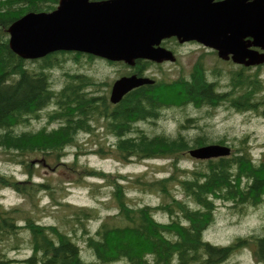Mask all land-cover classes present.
<instances>
[{
	"label": "trees",
	"instance_id": "trees-1",
	"mask_svg": "<svg viewBox=\"0 0 264 264\" xmlns=\"http://www.w3.org/2000/svg\"><path fill=\"white\" fill-rule=\"evenodd\" d=\"M57 3L0 0V148L9 159L30 165L26 160L29 153L57 158L69 145L78 144L79 134L100 126L110 134V145L121 157H170L172 165L157 178L144 174L132 178L143 191H155L161 197L157 203L132 202L125 184L107 177L113 185L116 211L100 219L94 229L89 221L98 211L93 207L76 205L56 222L25 215L20 223L16 218L20 209L4 207L0 200V241L11 240L16 248L26 240L30 247V253L20 259L0 247V264H12L14 259L20 264H219L248 242L254 244L257 264H264V232L237 235L224 244L205 237L215 219L217 201L238 209L264 201V152L254 157L246 136L237 143L227 142L226 134L214 139L204 127L206 122H191L192 116L179 120L174 132L157 128L167 106L190 104L211 109L224 104L237 112L264 114L262 62L255 66L236 63L224 72L207 69L199 56L187 74L172 80L149 77L151 82L129 89L113 104L92 73L65 67L99 56L59 49L26 58L9 46L7 27L14 19L27 11L51 10ZM56 69H61L60 76H55ZM35 120L39 125L32 127ZM191 126L197 130L190 133ZM209 142L229 143L230 152L196 158L192 167L176 162L189 148ZM2 184H11L30 198L53 186L49 181L27 183L0 172V187ZM176 188L184 198L177 195Z\"/></svg>",
	"mask_w": 264,
	"mask_h": 264
},
{
	"label": "rangeland",
	"instance_id": "rangeland-1",
	"mask_svg": "<svg viewBox=\"0 0 264 264\" xmlns=\"http://www.w3.org/2000/svg\"><path fill=\"white\" fill-rule=\"evenodd\" d=\"M172 40L168 42L174 45ZM175 47L178 50V60L168 61L162 65L149 64L148 74L154 78L172 80L179 74H187L199 56L207 69L221 68L226 72L229 67H235L236 64L230 59L225 60L219 57L215 50L198 41L185 40L183 44H177ZM81 61V64L66 63L65 67L92 73L97 81L102 82V87H105L102 90L108 95L112 81L120 74L127 72L125 65L109 64L99 57L91 61L82 58ZM260 70L264 79V62ZM55 72V76H60L61 69H56ZM222 80L224 81L225 78L223 77ZM162 115L158 129L174 132L179 120L183 121L185 117L192 116L191 122H206L204 127L211 137L214 136V139L226 134L227 142L231 143L232 140L237 143L239 137L246 136L247 146L254 157L258 158L264 152V114L256 111L237 112L224 104L211 109L206 106L197 108L188 104L167 106L162 109ZM38 125V121H32V127ZM188 130L191 133L197 128L191 126ZM109 136L110 134H107L104 128L96 126L90 133L79 134L78 144L69 145L65 153L57 158L46 154L42 156L40 152L29 153L26 160L28 162L30 160V165L9 159L8 154L0 148L1 173L15 175L27 183L33 180H45L53 185L51 190L40 191L30 198L15 190L11 184H2L0 200L3 205H1L17 206L20 210L16 218L20 223L24 222L25 215H31L42 222H56L69 215L76 205L93 207L98 211L97 216L89 221L94 229L100 219L116 211L112 196L113 185L108 182L107 177L123 182L132 202L157 203L161 197L155 191H143L132 182V178L135 176L143 178V174L146 178L165 175L171 169L172 158L125 159L110 145L112 141ZM176 162L182 167H192L197 160L187 151L182 153ZM175 192L178 196L185 197L179 189L176 188ZM158 215L162 217V213ZM164 216L167 218L166 215ZM250 232H264V201L258 206L241 209L229 206L226 202L217 201L215 219L205 231L207 239L224 244L234 240L237 235L244 236ZM13 243L11 240L0 241V247L6 248L9 256L15 259L23 258L30 253L26 240L19 242L16 248L12 247ZM253 248L254 244L248 242L219 264H257ZM15 259L12 264H20V261ZM116 264L128 263L118 261Z\"/></svg>",
	"mask_w": 264,
	"mask_h": 264
},
{
	"label": "water",
	"instance_id": "water-1",
	"mask_svg": "<svg viewBox=\"0 0 264 264\" xmlns=\"http://www.w3.org/2000/svg\"><path fill=\"white\" fill-rule=\"evenodd\" d=\"M7 31L9 46L26 58L67 49L128 64L139 57L174 60L173 51L159 45L174 35L249 65L264 61V0H58L51 10L23 13ZM151 81L122 75L113 82L110 99ZM188 152L197 158L226 155L230 145L209 142Z\"/></svg>",
	"mask_w": 264,
	"mask_h": 264
},
{
	"label": "flooded vegetation",
	"instance_id": "flooded-vegetation-1",
	"mask_svg": "<svg viewBox=\"0 0 264 264\" xmlns=\"http://www.w3.org/2000/svg\"><path fill=\"white\" fill-rule=\"evenodd\" d=\"M173 39V40H172ZM168 40H172V42H174V45L176 46L177 44H183L184 43V41H182V42H180V41H178L177 40V38H176V36H174V35H172V36H169V37H165V38H163L161 41H160V43H159V45H161V46H164V47H166V48H168V49H170L171 51H173V53L175 54V59L174 60H168V59H165V60H162V61H155V60H151V59H148V58H143V57H139V58H136L135 59V61H134V63L133 64H128V63H126V62H124L123 60H108V59H106V58H102V57H100L101 59H103L104 61H106L107 63H109V64H113V63H120V64H123V65H125L126 66V68H127V72L126 73H124V74H120V76H122V75H128V74H136V75H138V76H147V77H152L150 74H148L149 72H148V66H149V64H159V65H162V64H164L165 62H168V61H172V62H176L177 60H178V57H177V54H178V50H177V47H175L173 44H171V43H169L168 42ZM191 41H194V40H191ZM256 48H258L259 50H263V49H261V48H259V47H256ZM215 50V49H214ZM216 51V50H215ZM217 52V51H216ZM226 60H229V59H226ZM230 60H232V59H230ZM233 61V60H232ZM234 62V61H233ZM239 64H242V63H239ZM255 65H257V63H255V64H249V65H247V66H255ZM141 67H144L145 69H144V72H143V70H142V73H137L136 72V70L138 69V68H141ZM143 69V68H142ZM120 76H118V77H120ZM154 78V77H153ZM115 79H117V78H115ZM156 79V78H155ZM115 80H113L112 81V83H111V85H110V88H109V95H108V99L113 103V104H115L118 100H120V98L124 95V93L116 100V101H112L111 99H110V93H111V88H112V85H113V82H114ZM143 84V83H142ZM139 85H141V84H139ZM138 86V85H137ZM134 87H136V86H134ZM105 88V87H104ZM133 88V87H132ZM128 91V90H127Z\"/></svg>",
	"mask_w": 264,
	"mask_h": 264
}]
</instances>
